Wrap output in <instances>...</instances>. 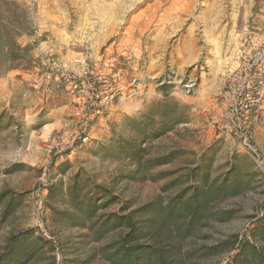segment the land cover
Masks as SVG:
<instances>
[{
  "label": "rangeland",
  "instance_id": "1",
  "mask_svg": "<svg viewBox=\"0 0 264 264\" xmlns=\"http://www.w3.org/2000/svg\"><path fill=\"white\" fill-rule=\"evenodd\" d=\"M1 1L0 15H8L14 7ZM8 2L28 13L29 30L18 41L32 45L33 61L0 75L4 81L13 73L0 89V113L13 116L0 132V191L26 193L22 206L0 224V250L10 233L35 227L54 251L32 264H108L98 249L108 239L89 243L84 230L56 222L46 205L47 185L68 182L79 170L112 190L117 199L107 210L114 211L173 194L180 186L164 191V185L201 162L212 176L224 174L235 154L246 170L259 169L253 188L218 202L217 210L235 216L207 220L188 247L232 234L244 238L264 221V92L255 94L247 112L236 111L244 91L264 87V0ZM85 54L89 91L75 94L66 74H77L72 62ZM94 93L110 95L109 103ZM165 105L188 119L153 140L147 157L174 153L172 160L145 178H122L137 166L117 156L113 140L134 135L128 117ZM239 124L245 137L236 133ZM231 254L194 261L224 264Z\"/></svg>",
  "mask_w": 264,
  "mask_h": 264
},
{
  "label": "trees",
  "instance_id": "2",
  "mask_svg": "<svg viewBox=\"0 0 264 264\" xmlns=\"http://www.w3.org/2000/svg\"><path fill=\"white\" fill-rule=\"evenodd\" d=\"M1 2L14 9L9 8L8 15H0V75L26 69L33 61L32 45L22 46L18 41L29 30L28 13L16 2H12L14 5L8 0ZM156 108L128 117L134 126L132 138L120 136L113 140L111 147L117 156L137 166L122 174V178L134 179L138 175L145 178L151 168L172 160L174 153L148 158V146L186 122L188 115L166 105L161 110ZM12 119L9 111L0 113V132L12 125ZM236 158L234 154L230 169L217 176H212L206 162H201L164 185V191L179 185L173 194L159 195L134 208L122 205L114 211L107 210L117 199L112 190L79 170L68 182L58 179L47 185L46 205L56 222L84 230L89 243L108 239L98 248L108 264H196L195 258L200 261L232 252L224 264H264V221L253 224L244 238L232 234L212 245L188 247L189 239L207 220L228 221L235 216L233 210H217L218 202L253 188L259 169L248 171ZM17 167L19 164L13 165ZM25 196L26 193L11 189L0 191V224L22 206ZM53 251L51 240L38 234L35 227H28L7 236L0 250V264H32L44 260L45 254ZM89 257L83 260L89 261Z\"/></svg>",
  "mask_w": 264,
  "mask_h": 264
},
{
  "label": "built area",
  "instance_id": "3",
  "mask_svg": "<svg viewBox=\"0 0 264 264\" xmlns=\"http://www.w3.org/2000/svg\"><path fill=\"white\" fill-rule=\"evenodd\" d=\"M72 65L77 74H66L68 80L70 81L71 91L75 94L88 93L89 84L87 80L91 74V68L88 63V56L85 54L76 57L73 60ZM263 92L264 87H262L260 90L253 88V91H244L243 97L239 100L236 106V111H240L241 113L247 112L251 108L252 104L258 100V98L256 99L255 94H262ZM93 95H95L99 102H101L102 104H107L110 101V95L108 94L100 95L99 93H94ZM80 112L81 110L77 111L78 114H80ZM235 130L238 137L242 138L246 136L245 128H243L242 125H237ZM86 139L87 136L84 137V140ZM246 145L251 148V145L249 143H246ZM251 149L255 151L253 148Z\"/></svg>",
  "mask_w": 264,
  "mask_h": 264
},
{
  "label": "crops",
  "instance_id": "4",
  "mask_svg": "<svg viewBox=\"0 0 264 264\" xmlns=\"http://www.w3.org/2000/svg\"><path fill=\"white\" fill-rule=\"evenodd\" d=\"M12 75H13V73L10 72L8 74L7 78L4 79V81L3 80L2 81L0 80V89L4 90V87H6L7 85L10 84V82L12 81V77H13ZM7 104H8V102H7ZM7 104L5 106H7Z\"/></svg>",
  "mask_w": 264,
  "mask_h": 264
}]
</instances>
